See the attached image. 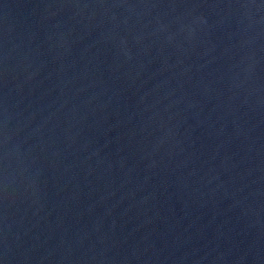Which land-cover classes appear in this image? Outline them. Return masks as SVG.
Wrapping results in <instances>:
<instances>
[{
    "label": "water",
    "instance_id": "obj_1",
    "mask_svg": "<svg viewBox=\"0 0 264 264\" xmlns=\"http://www.w3.org/2000/svg\"><path fill=\"white\" fill-rule=\"evenodd\" d=\"M0 264H264V0H0Z\"/></svg>",
    "mask_w": 264,
    "mask_h": 264
}]
</instances>
